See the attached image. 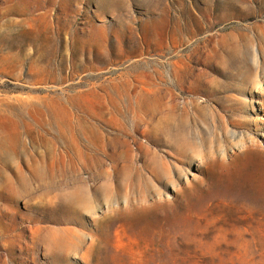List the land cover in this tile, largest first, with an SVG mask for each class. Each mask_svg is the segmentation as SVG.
<instances>
[{"label":"rangeland","instance_id":"1","mask_svg":"<svg viewBox=\"0 0 264 264\" xmlns=\"http://www.w3.org/2000/svg\"><path fill=\"white\" fill-rule=\"evenodd\" d=\"M0 264H264V0H0Z\"/></svg>","mask_w":264,"mask_h":264},{"label":"bare ground","instance_id":"2","mask_svg":"<svg viewBox=\"0 0 264 264\" xmlns=\"http://www.w3.org/2000/svg\"><path fill=\"white\" fill-rule=\"evenodd\" d=\"M180 143H181V146H187V145H189V144L187 143V141H185V140L181 141Z\"/></svg>","mask_w":264,"mask_h":264}]
</instances>
